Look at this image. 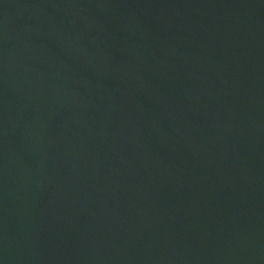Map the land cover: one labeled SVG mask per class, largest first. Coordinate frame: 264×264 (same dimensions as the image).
<instances>
[{
    "label": "water",
    "instance_id": "water-1",
    "mask_svg": "<svg viewBox=\"0 0 264 264\" xmlns=\"http://www.w3.org/2000/svg\"><path fill=\"white\" fill-rule=\"evenodd\" d=\"M0 264H264V0H0Z\"/></svg>",
    "mask_w": 264,
    "mask_h": 264
}]
</instances>
